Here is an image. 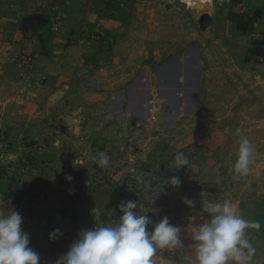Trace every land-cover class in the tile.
Wrapping results in <instances>:
<instances>
[{
    "label": "rangeland",
    "instance_id": "rangeland-1",
    "mask_svg": "<svg viewBox=\"0 0 264 264\" xmlns=\"http://www.w3.org/2000/svg\"><path fill=\"white\" fill-rule=\"evenodd\" d=\"M211 1H121L129 17L114 37L117 65L110 63L102 71L99 78L108 88L86 105L87 124L102 131L101 146L109 155V167L100 168L95 161L75 168L60 163L67 149L58 154L52 142L64 136L50 130L51 119L41 117L27 125L38 131L0 132V176L31 169L54 176L71 174L72 196L80 202L85 193L113 185L118 204L137 200L144 205L142 214L150 215L153 222L167 216L182 229L190 216L197 223L207 217L202 201H232L245 219L260 222L261 228L247 229V235L256 249L251 264H264V62L245 67L239 53L200 31L192 16L198 19L206 13ZM9 6L17 12L19 5L12 1ZM188 48H192L189 60L197 59L200 68L184 70L179 82L177 72L165 66L184 59ZM77 53L75 57L87 58L83 49ZM83 75L93 80L88 92L95 87V75L88 68ZM195 76L197 88L190 85ZM186 77L189 81L183 82ZM237 129L255 148L247 175L237 174L233 167ZM88 152L95 159L98 150ZM177 152L190 161L179 170L173 168ZM53 155L60 156L57 163L41 161ZM171 176L179 177V187L166 183ZM185 196L194 201L192 209L182 202ZM182 239L186 246L191 242L186 233ZM192 258L188 248L159 251L154 257L156 264H191Z\"/></svg>",
    "mask_w": 264,
    "mask_h": 264
},
{
    "label": "crops",
    "instance_id": "crops-1",
    "mask_svg": "<svg viewBox=\"0 0 264 264\" xmlns=\"http://www.w3.org/2000/svg\"><path fill=\"white\" fill-rule=\"evenodd\" d=\"M12 1L19 5L17 12H11ZM121 1L0 0V132L38 131L36 126L27 127L31 120L51 119L50 130L64 136L52 145L58 154L67 149V155L62 160L56 155L42 158L43 162L48 159L55 164L60 160L72 165L78 158L82 164L91 165L95 159L88 151L104 149L102 131L86 122V105L102 97L103 90L108 88L99 78L102 71L110 63L112 67L117 65L114 37L124 30V21L129 17L122 10ZM211 5L208 4L206 13L212 22L205 35L239 53L245 58L240 61L245 67L263 64L264 0H213ZM57 11L64 21L55 31L53 16ZM192 19L196 21L197 17L194 15ZM80 48L88 53L86 59L75 57ZM191 49L184 53V59L178 56L179 59L165 66L177 72L179 82L184 70H192L194 65L200 68L196 58L193 61L188 58ZM22 57L28 59L26 68L20 64ZM86 68L95 75V87L88 92L87 86L93 80L83 75ZM197 79L195 76L190 85L193 83L197 88ZM181 80L189 81L187 77ZM77 152L79 155L75 157ZM31 170L0 176V212L13 206L20 212L22 230L30 234L29 246L40 254L41 264H53L67 251L65 238L71 230L95 224L92 209L99 213L97 223L118 220L117 191L113 185L103 184L85 193L80 202L72 196L74 180H66L71 174L54 176ZM7 180L11 183L4 184ZM50 182L60 184L50 186ZM55 228L63 235L52 242L48 233Z\"/></svg>",
    "mask_w": 264,
    "mask_h": 264
},
{
    "label": "clouds",
    "instance_id": "clouds-1",
    "mask_svg": "<svg viewBox=\"0 0 264 264\" xmlns=\"http://www.w3.org/2000/svg\"><path fill=\"white\" fill-rule=\"evenodd\" d=\"M236 135L239 145L233 167L237 174L247 175L255 148L241 129L236 130ZM95 162L100 168H107L109 155L98 151ZM174 162L176 170L190 163L183 152L175 154ZM72 165L82 167V162L76 158ZM72 179L71 175L66 176V180ZM166 183L175 188L181 181L178 176H171ZM182 202L189 209L194 207V201L186 196L182 197ZM201 206L207 217L197 223L195 217L190 216L183 229L171 223L167 216L153 222L150 215L142 214L144 205L137 200L120 201L117 205L120 215L115 223H97L99 213L94 208V226L80 230L77 239L53 264H156L154 257L159 251L185 248L191 250V264H251L256 249L248 238L247 229L259 230L260 222L245 219L232 201H202ZM22 223L23 217L14 206L0 212V264H41L40 254L29 246L30 234L22 230ZM184 233L191 241L187 246L182 239ZM62 235L61 230L55 228L48 233V238L54 242Z\"/></svg>",
    "mask_w": 264,
    "mask_h": 264
},
{
    "label": "built area",
    "instance_id": "built-area-1",
    "mask_svg": "<svg viewBox=\"0 0 264 264\" xmlns=\"http://www.w3.org/2000/svg\"><path fill=\"white\" fill-rule=\"evenodd\" d=\"M53 29L54 30H57L60 26H61V20H62V16L59 14V13H56L54 16H53ZM28 59L26 57H23L22 59V64L21 66H23L24 68L27 67L28 65ZM94 225H90V226H87V227H82V228H74L73 230H71L69 232V234L67 235V237L65 238V245L67 247V250H68V247L69 245L77 239L78 237V233L80 230H83V229H90L92 228Z\"/></svg>",
    "mask_w": 264,
    "mask_h": 264
},
{
    "label": "water",
    "instance_id": "water-1",
    "mask_svg": "<svg viewBox=\"0 0 264 264\" xmlns=\"http://www.w3.org/2000/svg\"><path fill=\"white\" fill-rule=\"evenodd\" d=\"M211 22L212 19L207 13H203L198 16L197 24L200 30H205L207 27L210 26Z\"/></svg>",
    "mask_w": 264,
    "mask_h": 264
}]
</instances>
